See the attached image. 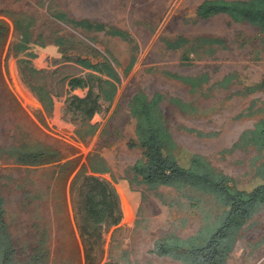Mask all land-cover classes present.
I'll return each mask as SVG.
<instances>
[{
  "label": "rangeland",
  "instance_id": "374dc122",
  "mask_svg": "<svg viewBox=\"0 0 264 264\" xmlns=\"http://www.w3.org/2000/svg\"><path fill=\"white\" fill-rule=\"evenodd\" d=\"M202 1L0 0V20L9 25L0 45V146L42 141L65 156L61 163L38 166L7 155L0 162V192L22 264H28L44 233L52 252L48 264H85L71 184L91 155L99 171L88 168L85 175L112 184L122 214L118 225L105 229L100 264H184L150 250L168 232L195 234L204 210L215 202L192 189H151L136 182L133 166L143 159V149L130 148L129 142L136 140L131 101L140 91L166 96L160 105L182 147L240 183L254 176L264 153L235 144L264 117V87L248 89L264 83V33L226 14L200 19L196 11ZM86 18L129 38L71 22ZM179 39L185 40L172 46ZM132 57L135 65L126 71ZM79 59L119 76L115 99L90 122L92 133L65 112L68 97L88 91H69L70 79L94 73ZM69 160L79 161L72 173L62 166ZM228 264H264V206L235 229Z\"/></svg>",
  "mask_w": 264,
  "mask_h": 264
},
{
  "label": "trees",
  "instance_id": "16d2710c",
  "mask_svg": "<svg viewBox=\"0 0 264 264\" xmlns=\"http://www.w3.org/2000/svg\"><path fill=\"white\" fill-rule=\"evenodd\" d=\"M196 12L200 19L226 14L233 21L250 23L264 33V0H204ZM60 17L66 18L67 15L62 14ZM71 22L78 27L113 32L116 36L129 38L128 33L113 31L103 23L86 19H72ZM8 29V23L0 20V45L6 39ZM184 40L179 39L172 46L177 47ZM26 45L25 38L22 46ZM78 62L94 73L70 79L69 91L78 88H88V91L83 97H68L65 112L80 124L81 129L92 133L95 126L90 122L105 104H110L115 99L119 76L115 70L106 71L102 64L92 63L88 59H79ZM135 62L136 57H132L126 71L132 70ZM232 78L233 76L225 78L223 83L227 84ZM263 87L264 83H260L250 85L248 89L257 91ZM165 98L159 92L149 97L142 91L132 98L131 113L136 120V140H131L129 147L139 146L143 149V159L133 166L136 182L151 189L162 186L178 190L192 189L210 195L215 206L204 210V223L195 234L183 237L175 232H168L155 240L150 253L171 257L184 264H228L235 246V229L252 219L264 206V161L257 166L254 176L246 183H240L216 169L204 156L182 147L174 139L160 105ZM42 101L46 106V100L42 98ZM180 102L182 109L188 108V104ZM235 145H252L264 153V117L252 129L245 130ZM5 155L26 166L61 163L65 159L60 148L42 141L0 146V162ZM93 160L94 155L88 157V163L81 166L71 184L75 221L83 243L85 264L102 262L105 229L118 225L122 218L119 197L112 184L95 176L85 175L88 168L99 171L93 165ZM78 165L79 161L72 160L62 164L69 167V173L74 172ZM5 205V198L0 192V264H22L9 230ZM42 236L30 254L28 264H48L51 259L48 237L46 233Z\"/></svg>",
  "mask_w": 264,
  "mask_h": 264
},
{
  "label": "crops",
  "instance_id": "0c3cea01",
  "mask_svg": "<svg viewBox=\"0 0 264 264\" xmlns=\"http://www.w3.org/2000/svg\"><path fill=\"white\" fill-rule=\"evenodd\" d=\"M199 5H200V4H199ZM77 20H78V19H77ZM80 20H81V19H80ZM82 20H83V19H82ZM86 20L94 21V20H91V19H87V18H86Z\"/></svg>",
  "mask_w": 264,
  "mask_h": 264
},
{
  "label": "bare ground",
  "instance_id": "6f19581e",
  "mask_svg": "<svg viewBox=\"0 0 264 264\" xmlns=\"http://www.w3.org/2000/svg\"><path fill=\"white\" fill-rule=\"evenodd\" d=\"M75 2V1H74ZM138 13V12H137ZM137 18V17H136Z\"/></svg>",
  "mask_w": 264,
  "mask_h": 264
}]
</instances>
